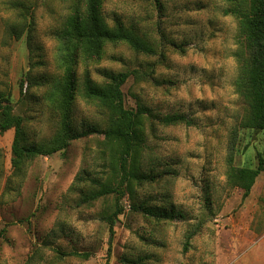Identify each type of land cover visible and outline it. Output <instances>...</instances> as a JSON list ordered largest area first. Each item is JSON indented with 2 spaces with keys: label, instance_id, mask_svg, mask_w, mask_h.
<instances>
[{
  "label": "rangeland",
  "instance_id": "rangeland-1",
  "mask_svg": "<svg viewBox=\"0 0 264 264\" xmlns=\"http://www.w3.org/2000/svg\"><path fill=\"white\" fill-rule=\"evenodd\" d=\"M13 2L27 6L22 13L28 24L20 37L12 31L21 9ZM68 3L0 0V91L11 93L14 111L25 117L36 140L51 138L61 119L43 97L45 86L34 81L60 72L54 30ZM226 6V0L104 1L107 20H123L154 51L108 44L104 57L88 70L80 64L78 74L82 79L88 72L103 82L105 70L130 72L122 87L126 105L143 103L151 112L142 167L160 176L120 199L125 211L111 235L103 215L115 209L116 194L82 203L72 187L83 169L104 179L102 134L75 139L18 170L12 163L14 129L0 132V264H264V172L245 199L226 178L232 132L244 113L234 86L238 21L224 14ZM175 113L188 122L160 121ZM73 117L77 127H104L107 115L78 97ZM248 143L235 163L264 150V132ZM134 203L181 210L184 216L159 220L133 210Z\"/></svg>",
  "mask_w": 264,
  "mask_h": 264
},
{
  "label": "trees",
  "instance_id": "trees-1",
  "mask_svg": "<svg viewBox=\"0 0 264 264\" xmlns=\"http://www.w3.org/2000/svg\"><path fill=\"white\" fill-rule=\"evenodd\" d=\"M68 12L54 30L57 60L60 65L58 76L43 75L34 83L45 86L43 97L51 101L60 114L58 127L51 138L36 140L30 137L25 117L14 111L11 93L0 91V132L14 129L12 142V163L21 169L25 163L38 156H49L65 150L73 140L90 134H102V153L105 156L106 175L104 179L92 176L83 169L72 187L80 193L79 200L89 203L114 193L117 197L115 209L105 212L111 235L115 221L124 213L120 199L131 192L135 185L154 181L160 173L143 169L141 155L146 147V120L151 112L143 103L136 108L125 102L123 84L130 76L129 71H103V82L94 80L88 72L81 79L80 64L86 70L92 62L100 61L108 44L125 43L139 53H152V45L138 31L119 18L109 22L104 14L105 0H67ZM224 14L234 16L238 21L237 47L234 56L238 62V74L234 82L244 106V113L235 125L228 154L227 182L242 189V199L249 196L257 177L264 172V150L256 149L255 154L246 157L243 164L235 163L236 154L247 153L248 140L254 133L264 132V0H226ZM20 9V19L12 26L17 37L21 36L28 24L22 9L24 2L12 3ZM28 79L30 77L28 76ZM23 86V83L20 85ZM78 97L92 102L104 110L106 125L87 124L77 127L73 108ZM164 124L188 122L182 114H167L160 117ZM153 131V129H152ZM88 182L86 188L79 187ZM133 210H142L161 220H173L184 216L181 210L162 207H146L131 204ZM5 228L1 231L4 232ZM187 235V241L195 234ZM111 239V237H110ZM111 243V240H110ZM110 251V249H109ZM74 254H78L74 252ZM108 264V263H107Z\"/></svg>",
  "mask_w": 264,
  "mask_h": 264
}]
</instances>
